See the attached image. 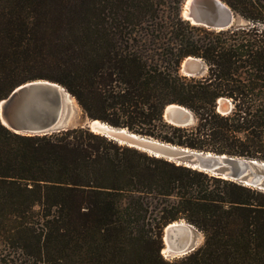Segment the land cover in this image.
Listing matches in <instances>:
<instances>
[{
	"label": "trees",
	"instance_id": "16d2710c",
	"mask_svg": "<svg viewBox=\"0 0 264 264\" xmlns=\"http://www.w3.org/2000/svg\"><path fill=\"white\" fill-rule=\"evenodd\" d=\"M182 1L0 0V100L44 80L89 120L264 162V0H220L248 23L221 31L184 21ZM187 57L205 75H181ZM168 105L194 124L166 123ZM181 220L202 244L166 259L162 231ZM0 264H264V192L85 127L22 135L0 124Z\"/></svg>",
	"mask_w": 264,
	"mask_h": 264
},
{
	"label": "water",
	"instance_id": "95a60500",
	"mask_svg": "<svg viewBox=\"0 0 264 264\" xmlns=\"http://www.w3.org/2000/svg\"><path fill=\"white\" fill-rule=\"evenodd\" d=\"M179 16L190 25L215 31L243 28L248 24L220 0H183ZM205 70V64L193 57L185 58L179 68L185 77H200ZM69 98H72L70 94L56 83L44 80L25 83L0 100V124L22 135L49 134L78 126L85 127L119 145L264 192V162L191 150L136 135L106 123H103L105 127L101 129L94 124L98 120L87 119L76 125L71 119ZM231 109L232 105L226 99H219L216 103V111L222 115L228 114ZM162 118L176 127H187L195 121L194 115L179 105L165 107ZM199 239V232L183 220L170 223L162 231L161 254L170 258L182 257L197 248Z\"/></svg>",
	"mask_w": 264,
	"mask_h": 264
},
{
	"label": "rangeland",
	"instance_id": "374dc122",
	"mask_svg": "<svg viewBox=\"0 0 264 264\" xmlns=\"http://www.w3.org/2000/svg\"><path fill=\"white\" fill-rule=\"evenodd\" d=\"M239 17V16H238ZM240 18V17H239ZM241 19V18H240ZM243 20V19H242ZM244 21V20H243ZM246 22V21H244ZM247 23V22H246ZM206 66V65H205ZM207 69V68H206ZM205 73H206V70H205ZM205 73L203 75H205ZM181 74V73H180ZM182 75V74H181ZM202 75V76H203ZM71 119L72 121L76 124V125H80L82 124L83 122H85V120H87L88 118L84 117L82 115V112L80 110V108L78 107V105L76 103L72 104L71 103ZM195 122V121H194ZM194 124V123H193ZM191 126V125H190ZM199 236H200V239H199V242H198V246L197 248L202 244V241H203V238H202V235L199 233ZM166 256V255H165ZM163 256L164 258L166 259H173V258H170V257H165Z\"/></svg>",
	"mask_w": 264,
	"mask_h": 264
},
{
	"label": "bare ground",
	"instance_id": "6f19581e",
	"mask_svg": "<svg viewBox=\"0 0 264 264\" xmlns=\"http://www.w3.org/2000/svg\"><path fill=\"white\" fill-rule=\"evenodd\" d=\"M68 103H69V105L71 106V103L74 104L75 101H74V99L69 98ZM94 124H95L97 127L101 128V129H103V128L105 127V124L100 123V122H98V121H96ZM162 253H164V255H165V251H163Z\"/></svg>",
	"mask_w": 264,
	"mask_h": 264
}]
</instances>
